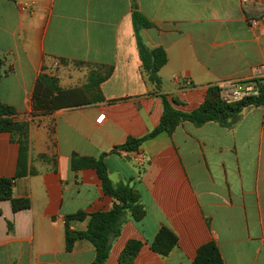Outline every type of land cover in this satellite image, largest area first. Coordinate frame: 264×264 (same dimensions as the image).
Listing matches in <instances>:
<instances>
[{
	"label": "crops",
	"instance_id": "0c3cea01",
	"mask_svg": "<svg viewBox=\"0 0 264 264\" xmlns=\"http://www.w3.org/2000/svg\"><path fill=\"white\" fill-rule=\"evenodd\" d=\"M136 11L153 24L141 31L145 44L167 53L159 90L140 58ZM0 58V100L28 125L26 175L15 179L13 198L31 200L20 211L0 201V264L94 261L88 240L67 251L65 217L108 211L113 199L95 168H73L74 156H104L112 182L135 189L146 211L140 221L127 214L105 264H121L130 241L142 243L133 264H194L210 242L225 264H264V106L244 108L230 127L182 122L137 151L116 150L160 125L161 95L190 113L212 86L263 77L264 0H0ZM56 62L62 90L109 74L103 99L35 110L38 78ZM19 137L0 134V178L17 174ZM87 226L71 223L74 231ZM163 227L179 239L167 257L152 250Z\"/></svg>",
	"mask_w": 264,
	"mask_h": 264
},
{
	"label": "trees",
	"instance_id": "16d2710c",
	"mask_svg": "<svg viewBox=\"0 0 264 264\" xmlns=\"http://www.w3.org/2000/svg\"><path fill=\"white\" fill-rule=\"evenodd\" d=\"M133 25L140 58L149 80L159 90L161 77L159 72L167 64L168 57L164 48L150 49L144 42L141 31L153 27V24L140 12L133 14ZM4 60L0 58V83L3 76ZM105 77L92 75L91 82L86 88L62 90L58 80L47 74L38 78L33 93V104L35 110L42 114H50L57 109L86 105L100 101V83L107 79ZM260 93L257 97L244 99L235 104L225 103L221 99L220 90L210 87L205 102L190 113L177 110L171 101L161 95L163 100V116L160 125L152 132L142 138L130 139L116 150L127 152L137 151L140 146L163 133H172L182 122H191L196 126H203L209 122H217L223 126L230 127L236 123L241 112L248 106H264V79L259 80ZM98 91L94 99L89 98V93ZM15 110L0 100V134L9 132L19 134L20 158L18 171L14 178H0V201L10 200L14 211H20L31 207L29 198H13L14 181L26 175L25 166L28 158V125L15 121ZM95 168L101 179L104 192L113 199V205L108 211H99L88 214L79 211L76 214L65 217L67 251H71L77 240L90 241L95 249L96 256L91 264H105L108 260L112 243L121 234L125 217L130 212L136 221L145 216V209L140 203V198L132 187L124 184L115 185L109 177L104 156L99 160H91L73 157V168ZM73 221H88L85 231H74L71 229ZM179 239L177 235L167 227L161 228L152 243V250L162 257H167L177 247ZM142 246L139 241H130L121 256V264H133ZM194 264H225L218 246L214 242L203 245L197 252Z\"/></svg>",
	"mask_w": 264,
	"mask_h": 264
},
{
	"label": "built area",
	"instance_id": "2783aa9c",
	"mask_svg": "<svg viewBox=\"0 0 264 264\" xmlns=\"http://www.w3.org/2000/svg\"><path fill=\"white\" fill-rule=\"evenodd\" d=\"M249 1L250 0H241V3L247 4ZM58 67L59 62H56L53 68L49 71L48 75L54 77ZM259 72L263 75V77L248 81L221 82L214 87H217L220 90L222 101L229 104H235L247 98L257 97L260 93L261 82H259V80L264 79V67H260ZM186 84L191 85V82L188 81ZM102 119L103 116L99 119V121Z\"/></svg>",
	"mask_w": 264,
	"mask_h": 264
},
{
	"label": "rangeland",
	"instance_id": "374dc122",
	"mask_svg": "<svg viewBox=\"0 0 264 264\" xmlns=\"http://www.w3.org/2000/svg\"><path fill=\"white\" fill-rule=\"evenodd\" d=\"M55 78V77H54Z\"/></svg>",
	"mask_w": 264,
	"mask_h": 264
}]
</instances>
